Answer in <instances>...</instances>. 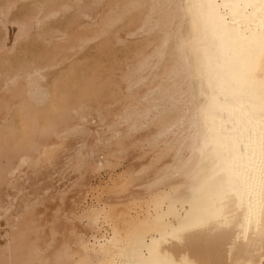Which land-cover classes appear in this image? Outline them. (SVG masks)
Here are the masks:
<instances>
[{"label": "bare ground", "instance_id": "obj_1", "mask_svg": "<svg viewBox=\"0 0 264 264\" xmlns=\"http://www.w3.org/2000/svg\"><path fill=\"white\" fill-rule=\"evenodd\" d=\"M262 4L0 0V264H264L258 235L237 240L249 209L264 220L259 172L243 197L211 183L235 138L228 82L264 31ZM94 42L115 57L88 58L78 70L91 74L67 86L69 61ZM124 161L122 179L92 187Z\"/></svg>", "mask_w": 264, "mask_h": 264}, {"label": "snow or ice", "instance_id": "obj_2", "mask_svg": "<svg viewBox=\"0 0 264 264\" xmlns=\"http://www.w3.org/2000/svg\"><path fill=\"white\" fill-rule=\"evenodd\" d=\"M250 43L255 44V48L249 52L250 59L244 67L237 68L236 75L228 82L230 92L228 106L235 138L226 147L225 167L211 183L216 186L219 193L235 192L243 197L246 193L250 194L255 183V173L258 171L261 206L264 208V81H257L254 76L257 56L264 60V31L260 32L258 37H252ZM253 52L256 53L255 56ZM206 223H208L207 218H198L192 226ZM253 234L258 235L261 245L264 246V220L258 221L254 211L249 209L237 240L247 243ZM137 256H140L139 250ZM126 264H150V262L147 259L134 258L129 259Z\"/></svg>", "mask_w": 264, "mask_h": 264}, {"label": "rangeland", "instance_id": "obj_3", "mask_svg": "<svg viewBox=\"0 0 264 264\" xmlns=\"http://www.w3.org/2000/svg\"><path fill=\"white\" fill-rule=\"evenodd\" d=\"M23 2H24V1H23ZM23 2H21V3L19 4V6H18V7H22L21 11L19 10L20 8H17V9H16V10H19L21 13H23V12H27V10H28L27 5H29L28 3H26V2L23 3ZM23 4H24V5H23ZM26 4H27V5H26ZM25 5H26V6H25ZM24 6H25V7H24ZM28 7H30V6H28ZM25 8H27V9H25ZM22 10H23V11H22ZM11 30H12V31H11ZM14 30H15V28L12 26V27L10 28V30H9V33H10L11 36H12V34H14V33H13ZM91 44L94 45V44H97V43L94 42V43H91ZM91 44H90V45H91ZM90 45H89L88 47H91ZM95 46H96V45L93 46V49H94V50H92V49L89 48L90 51L87 52V51H88V47H87V49H85V50L83 51V52H84V53H83L84 55L87 53V54H86V56H87V59H86V60H88V61L85 60L86 56H85V58H83L84 55H82V54H81L82 57H81L80 54H79L78 56H80V57L75 56V57L73 58L72 61H69L70 63H71V62L74 63V68L72 69V72L74 71L73 73L71 72V70H70L68 67H67V68H68V69H67L68 71H66L65 68H62L63 72L66 71V74H63V75H62V80H63L64 76H65L66 78H68V79H67L68 81H69V78H71V79H70V82H71V80L73 79V80H72V83H70V84H69V82H67L66 79H65L67 86H70V85H73V84H74V87H76V85H77V87H78V83H79L81 80H84L83 78H86L84 72L88 73L87 76H89V74H91V70H90V71H85V70L83 69V66H81V68H80L81 70H78L79 67H80L79 65H83V64H84V66L87 65L88 67H90V69H92V66H93V65L95 66V64L99 61V59H100L102 56L105 55L104 53L101 55V52H100L99 50H97L98 47H97V49H96ZM42 47H43V46L38 47L39 49L36 47V48H37V49H36L37 51H35V48H34V49L32 50V52H36V53L38 52V53H39V51H40V50H43L45 46H44L43 48H42ZM23 49H24V48H22L21 50H23ZM91 50H92V52H91ZM93 51L96 52V54H95ZM117 51H118L117 53H119L118 56H121V53H122V52H119V50H117ZM97 52H98V53H97ZM20 53H21V52H20ZM88 53H89V56H88ZM112 53L114 54V52H112ZM112 53H110V55H111ZM117 53H116V50H115V54H117ZM92 54H94V55L91 56ZM97 54H99L101 57H98V58L95 57V55L98 56ZM20 55H21V54H20ZM110 55H108L110 59H113V58L115 57V56L112 55V57H113V58H112V57H110ZM28 56H31V55H28ZM77 57H78V58H77ZM90 57H93L92 60H94V62H96V63L92 62L91 59H88V58H90ZM94 57H95V59H97L98 61L95 60ZM75 58H77V59H75ZM103 58H105V59H103ZM109 58L102 57V58H101L102 60H101V59H100V60L103 61V62H107V61H109ZM82 59H83V63H82ZM107 59H108V60H107ZM74 60H75V61L78 60L79 62H80V61H81V62L77 65V61H76V63H75ZM90 60H91V61H90ZM89 61H90V62H89ZM86 62H87V63L89 62V63L86 64ZM91 62H92L93 64H92ZM75 64H76V65H75ZM91 64H92V66H89V65H91ZM78 66H79V67H78ZM87 66H86L85 69L88 68ZM64 67H65V66H64ZM76 67H78V68L76 69ZM82 69H83V70H82ZM60 70H61V69H60ZM60 70H59V71H60ZM75 70H76V71L78 70V71L75 72ZM88 70H89V69H88ZM81 71H82V73H81V75L79 74V77H80V76L82 77L83 73H84V75H83L84 77H82L81 80H80L79 77H77L78 75H76V74H77L78 72H81ZM69 72H70V73H69ZM67 74H69V76H71L72 74H73V75H72L71 77H68ZM70 74H71V75H70ZM75 75H76V76H75ZM49 77H51V78H50L51 80L49 79ZM52 77H53V76H50V75L47 76L48 81L51 83V85L54 83V80H55V77H56V76L53 77L54 80H53ZM75 77L78 78L79 81H78V79H77V82H76V81H75V80H76ZM74 81H75V83H74ZM64 84H65V82H64ZM61 86H62V85H61ZM65 86H66V85H63L62 87H65ZM65 88H66V87H65ZM67 90H68V88H67ZM77 90H78V89H77ZM66 92H67V91H64V93H66ZM72 94H75V93L72 92V91H71V92H70V91L67 92V98H70L71 96H74V97H75V95H72ZM68 96H70V97H68ZM65 97H66V96H65ZM19 125H20V123H19ZM18 127H19V126H18ZM30 129H32V127L28 126L27 128H25V129L23 130V132H26V131H28V130H30ZM28 132H29V131H28ZM17 139H19V140H18L19 142H24V141H23V138H17ZM9 140H10V139H9ZM10 141H11V140H10ZM140 162H141V160H139V159H137V158H135V159L132 161V163L134 164L135 167H136ZM128 167H129V162H128V161H124V163H123L122 165H118V166L116 167V174L113 175L114 177L111 176V175H112L111 173H107V172H104V171H103V173L101 174V176L92 178V182H93V186H92V187L95 188V189H97V188L99 189L100 187H101V188H106V187H110V186H112V185L115 184L117 181H119L120 179H122V175H123V174L121 173V170H122V171H124V170L126 171V169H128ZM125 171H124V172H125ZM109 174H110V175H109ZM56 181H57V180H55V182H53V183L56 184ZM65 181H66V180H65ZM65 181H61V182L57 181L56 186H63V184H64Z\"/></svg>", "mask_w": 264, "mask_h": 264}]
</instances>
